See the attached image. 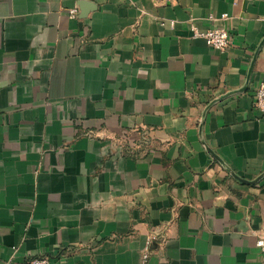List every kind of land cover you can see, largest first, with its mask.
Listing matches in <instances>:
<instances>
[{
    "label": "crops",
    "instance_id": "obj_1",
    "mask_svg": "<svg viewBox=\"0 0 264 264\" xmlns=\"http://www.w3.org/2000/svg\"><path fill=\"white\" fill-rule=\"evenodd\" d=\"M77 3L0 0V264H264V0Z\"/></svg>",
    "mask_w": 264,
    "mask_h": 264
},
{
    "label": "built area",
    "instance_id": "obj_2",
    "mask_svg": "<svg viewBox=\"0 0 264 264\" xmlns=\"http://www.w3.org/2000/svg\"><path fill=\"white\" fill-rule=\"evenodd\" d=\"M80 1V0H78ZM77 6L69 10L70 14L73 16L77 12ZM226 13H222L219 18H225ZM208 18L216 19L212 13L208 14ZM173 24V21H171ZM190 29L194 37H200L205 40V42L211 47L217 50H224L230 43V33L225 26H211L205 29H200L193 20L190 21ZM255 107L260 112V115L264 117V81H261L255 90L254 95ZM256 245L264 249V239L258 238L256 240ZM143 261H145L147 254H143ZM25 264H51L50 257L47 255L32 256L27 259Z\"/></svg>",
    "mask_w": 264,
    "mask_h": 264
},
{
    "label": "water",
    "instance_id": "obj_3",
    "mask_svg": "<svg viewBox=\"0 0 264 264\" xmlns=\"http://www.w3.org/2000/svg\"><path fill=\"white\" fill-rule=\"evenodd\" d=\"M85 2H86V0H80V1H78L77 5L79 6L80 9H81L82 6L85 4ZM236 91H238V90H234V91H232V92H229L228 94L233 93V92H236ZM228 94H226V95H228ZM262 175H263V174H261L260 176H258V177L255 178L254 180H247V179H245V178H242V177H240V176L234 174V176H235L236 178H238L240 181H244V182H247V183H254V182H257V181L260 179V177H261Z\"/></svg>",
    "mask_w": 264,
    "mask_h": 264
}]
</instances>
